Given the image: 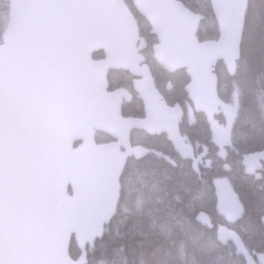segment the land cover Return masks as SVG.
<instances>
[{
    "label": "water",
    "instance_id": "water-1",
    "mask_svg": "<svg viewBox=\"0 0 264 264\" xmlns=\"http://www.w3.org/2000/svg\"><path fill=\"white\" fill-rule=\"evenodd\" d=\"M208 1L218 36L199 41L200 16L179 0H131L156 38L154 61L168 72L187 70L188 97L202 112L214 100L213 66L221 62L233 72L242 26L230 18L246 5ZM143 45L124 0H10L0 43V264H83L70 257V238L91 242L111 215L123 168L117 155L120 148L134 153L133 129L164 134L199 173L194 148L178 129L182 109L161 99L141 64ZM99 51L103 58L93 59ZM111 69L135 77L142 118L122 116L130 95L123 88L108 91ZM188 116L192 123L190 108ZM95 131L112 141L96 144ZM219 137L229 144L227 133ZM262 161L264 149L248 154L246 172L257 176ZM211 183L217 214L238 220L243 207L229 180ZM215 237L230 242L245 264H264V253H249L227 226L219 224Z\"/></svg>",
    "mask_w": 264,
    "mask_h": 264
},
{
    "label": "trees",
    "instance_id": "trees-1",
    "mask_svg": "<svg viewBox=\"0 0 264 264\" xmlns=\"http://www.w3.org/2000/svg\"><path fill=\"white\" fill-rule=\"evenodd\" d=\"M124 1L145 41L142 53L156 89L168 105L178 104L184 111L179 129L201 156L199 174L192 171L190 161L173 153L164 135L132 131L131 144L137 153L123 159L113 213L91 243H79L72 237L69 255L81 258L83 264H244L230 243L216 240L215 228L226 224L250 253H264V162L259 178L245 173L244 164L247 154L264 149V0H246L233 73L220 62L215 65L216 101L208 113L193 110L192 124L185 113L191 106L185 91L189 81L186 71L168 73L154 62L151 48L155 36L131 0ZM179 1L201 16L197 38L215 40L217 27L208 0ZM7 10L8 0H0V41ZM93 58H102V53H94ZM107 81L109 90H131L133 77L123 70H110ZM168 83L170 89L166 90ZM233 95L238 109L231 124L230 144L220 156L212 141L214 129L223 123L218 104L229 102ZM121 112L141 117L142 104L133 94ZM110 140L105 133L96 132V143ZM218 176L228 178L243 206L242 216L232 224L215 211L211 180Z\"/></svg>",
    "mask_w": 264,
    "mask_h": 264
},
{
    "label": "rangeland",
    "instance_id": "rangeland-1",
    "mask_svg": "<svg viewBox=\"0 0 264 264\" xmlns=\"http://www.w3.org/2000/svg\"><path fill=\"white\" fill-rule=\"evenodd\" d=\"M239 16H232L231 20L237 22ZM238 109V102L235 95H233L229 102L221 103L218 106V111L223 118V123L218 125L215 129V134L213 137V144L215 146V151L218 155L223 156L226 152V146L224 143L219 139L218 134L219 132H226L229 133L231 129V124L235 118ZM207 162V161H206Z\"/></svg>",
    "mask_w": 264,
    "mask_h": 264
},
{
    "label": "bare ground",
    "instance_id": "bare-ground-1",
    "mask_svg": "<svg viewBox=\"0 0 264 264\" xmlns=\"http://www.w3.org/2000/svg\"><path fill=\"white\" fill-rule=\"evenodd\" d=\"M167 201V200H166ZM161 206V205H160ZM177 207V206H176ZM163 212V211H162ZM167 213V212H166ZM178 213V212H177ZM175 215V214H174ZM165 219V218H164ZM181 220V219H180ZM165 221V220H164ZM176 221V220H175ZM169 222V221H168ZM183 222V221H182ZM171 224V223H170ZM161 225V224H160ZM177 225V224H176ZM188 226V225H187ZM164 231V230H163ZM158 232V231H157ZM164 238H166V237H164ZM175 243V242H174ZM170 244V243H169ZM177 245V244H176ZM205 249V248H204ZM177 253V252H176ZM177 255V254H176ZM188 255V254H187ZM178 258H179V256H178ZM188 260V259H187ZM184 261H185V259H184ZM190 261V260H189Z\"/></svg>",
    "mask_w": 264,
    "mask_h": 264
}]
</instances>
